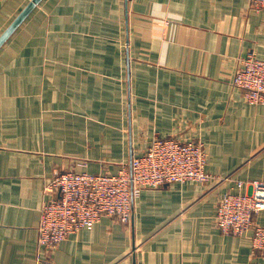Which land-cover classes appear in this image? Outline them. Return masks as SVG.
Returning <instances> with one entry per match:
<instances>
[{"label": "crops", "instance_id": "0c3cea01", "mask_svg": "<svg viewBox=\"0 0 264 264\" xmlns=\"http://www.w3.org/2000/svg\"><path fill=\"white\" fill-rule=\"evenodd\" d=\"M28 1L0 0V33ZM249 54V0H41L0 46V264H264L251 230L214 217L236 181L264 180V104L231 81ZM154 137L201 140L213 177L144 187L129 221L38 245L55 171L115 173Z\"/></svg>", "mask_w": 264, "mask_h": 264}, {"label": "built area", "instance_id": "2783aa9c", "mask_svg": "<svg viewBox=\"0 0 264 264\" xmlns=\"http://www.w3.org/2000/svg\"><path fill=\"white\" fill-rule=\"evenodd\" d=\"M249 3L254 9H264V0ZM231 81L247 102L264 104V57H241ZM206 162L201 140L154 137L141 154L115 173L55 171L44 190L56 195L43 200L39 208L38 245L52 249L69 234L91 229L104 215L127 222L133 199L144 187L188 180L206 182L213 177L205 168ZM262 209L264 180H238L236 190L224 192L217 202L216 225L221 232L238 236L251 230L253 248L264 252V226L253 222V215Z\"/></svg>", "mask_w": 264, "mask_h": 264}, {"label": "water", "instance_id": "95a60500", "mask_svg": "<svg viewBox=\"0 0 264 264\" xmlns=\"http://www.w3.org/2000/svg\"><path fill=\"white\" fill-rule=\"evenodd\" d=\"M41 0H29L26 5L18 12L12 21L0 33V46L10 37L15 29L22 23V21L29 15L34 7Z\"/></svg>", "mask_w": 264, "mask_h": 264}]
</instances>
